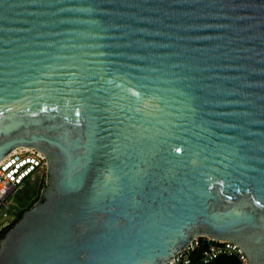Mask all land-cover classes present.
Masks as SVG:
<instances>
[{
  "label": "water",
  "instance_id": "obj_1",
  "mask_svg": "<svg viewBox=\"0 0 264 264\" xmlns=\"http://www.w3.org/2000/svg\"><path fill=\"white\" fill-rule=\"evenodd\" d=\"M46 158L0 264H264V0H0V159ZM259 201V203H257Z\"/></svg>",
  "mask_w": 264,
  "mask_h": 264
},
{
  "label": "built area",
  "instance_id": "obj_2",
  "mask_svg": "<svg viewBox=\"0 0 264 264\" xmlns=\"http://www.w3.org/2000/svg\"><path fill=\"white\" fill-rule=\"evenodd\" d=\"M41 170H46L45 154L35 147L19 146L0 159V215H6L11 208L9 195L23 187L27 179L34 180ZM12 219L1 222L0 230ZM202 243L205 244L199 256L202 262H209L222 253H234L248 264L244 251L236 242L207 236L196 237L166 264H194L195 259L191 253Z\"/></svg>",
  "mask_w": 264,
  "mask_h": 264
},
{
  "label": "rangeland",
  "instance_id": "obj_3",
  "mask_svg": "<svg viewBox=\"0 0 264 264\" xmlns=\"http://www.w3.org/2000/svg\"><path fill=\"white\" fill-rule=\"evenodd\" d=\"M45 178L46 171L41 170L34 180L30 181L27 179L23 187L11 193L9 195L11 208L6 215H0V223L6 219H14L19 212L25 210L30 203L38 198L42 187L45 185Z\"/></svg>",
  "mask_w": 264,
  "mask_h": 264
},
{
  "label": "trees",
  "instance_id": "obj_4",
  "mask_svg": "<svg viewBox=\"0 0 264 264\" xmlns=\"http://www.w3.org/2000/svg\"><path fill=\"white\" fill-rule=\"evenodd\" d=\"M36 200H34L32 203H30L27 208H29ZM23 211L19 212L18 215L9 224L4 226L0 230V232L4 231L9 225L13 224L16 221V219L19 216H21ZM204 246H205V244L202 243L199 247H197L195 250L192 251L191 256L195 259L194 264H246L237 254H234V253L233 254L222 253V254L218 255L217 257H215L214 259L210 260L209 262H202L200 260L199 256H200V253L202 252V249Z\"/></svg>",
  "mask_w": 264,
  "mask_h": 264
},
{
  "label": "bare ground",
  "instance_id": "obj_5",
  "mask_svg": "<svg viewBox=\"0 0 264 264\" xmlns=\"http://www.w3.org/2000/svg\"><path fill=\"white\" fill-rule=\"evenodd\" d=\"M22 146H24V147H29L28 145H22ZM15 148H17V147H14L13 149H15ZM13 149H12V150H13Z\"/></svg>",
  "mask_w": 264,
  "mask_h": 264
},
{
  "label": "snow or ice",
  "instance_id": "obj_6",
  "mask_svg": "<svg viewBox=\"0 0 264 264\" xmlns=\"http://www.w3.org/2000/svg\"><path fill=\"white\" fill-rule=\"evenodd\" d=\"M257 203H259V201H257Z\"/></svg>",
  "mask_w": 264,
  "mask_h": 264
}]
</instances>
